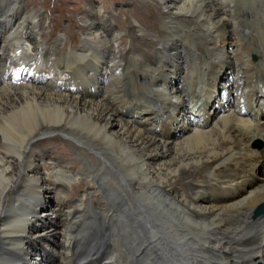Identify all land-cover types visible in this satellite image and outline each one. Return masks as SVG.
<instances>
[{
	"label": "bare ground",
	"instance_id": "1",
	"mask_svg": "<svg viewBox=\"0 0 264 264\" xmlns=\"http://www.w3.org/2000/svg\"><path fill=\"white\" fill-rule=\"evenodd\" d=\"M162 1L163 9L171 11L174 22L184 23L208 42L216 43L222 53L227 45V71L217 86L223 83L222 87L227 86L233 94L232 100L227 101L230 113L219 117L207 131H190L179 143H158L125 121L121 111L127 104L124 95L113 99L104 95L105 84L95 74L99 63L95 55L89 60L93 71L85 69L84 75L92 77L96 87L87 86L78 96L71 94L70 89L82 86L84 75L73 64L56 66L53 78L38 82L12 85L7 79H0V264H29L31 260L43 264L31 257L28 248L34 234L29 231L28 222L44 201L40 193L44 184L35 174L32 157L37 138L55 134L76 148L85 181L91 188L78 209L63 213L62 237H55L57 220L49 213L42 215L46 216L43 222L52 226L35 237L46 239L47 248L53 244L51 251L56 246L62 264H95L85 242L96 231L102 232L96 264H200L198 254L235 264L220 254L217 232L243 230L240 237H246L264 226V213L259 215L260 223L249 220L250 210L264 203L263 177L261 183L235 202L255 171L256 154L250 143L258 138V131L264 130V87H259L251 74L255 67L264 75V45L252 41L237 25L226 0L216 6L204 0H180L178 6ZM260 12L264 14V1L259 4ZM187 15L194 19H187ZM27 19L31 25L33 14ZM225 23L228 28L223 26ZM36 28L38 31V24ZM85 38L92 42L89 33ZM37 39V33L32 31L24 42L15 38L2 40L0 58L7 47L23 49L30 52L23 60L30 59V66L35 65ZM251 56H255V62ZM192 63L189 59L188 65ZM3 68L4 63L0 62V71ZM36 68L38 73L50 74V69L42 64ZM197 71L199 68L186 72V91ZM228 73L232 75L230 84L223 78ZM213 74L210 69L207 79L199 85L208 88V78ZM240 75L244 79L235 83ZM203 77L200 75L199 79ZM166 92L171 91L167 88ZM95 93L99 95L97 99L92 98ZM146 103L140 99L142 108ZM234 124H241L245 135L235 134ZM171 146L175 148L172 150ZM89 151L101 154V158L89 157ZM199 175L205 177L202 180L225 184L224 188L220 184L213 187L218 206L195 205L194 198L189 200L174 189L180 184L199 183ZM65 178L73 179L59 177ZM96 201L97 206L93 205ZM65 217L75 221L69 222ZM71 230L73 233L69 234ZM200 242L206 244L203 250L196 248ZM70 243L84 244L78 253H73ZM247 249L250 253L241 260L260 253L256 246Z\"/></svg>",
	"mask_w": 264,
	"mask_h": 264
},
{
	"label": "rangeland",
	"instance_id": "2",
	"mask_svg": "<svg viewBox=\"0 0 264 264\" xmlns=\"http://www.w3.org/2000/svg\"><path fill=\"white\" fill-rule=\"evenodd\" d=\"M16 1L21 3L22 5L24 4L23 5L24 7H29L30 9H36V10L39 9L40 11H43V13L40 16V17H44V20H42L40 22V27H41L42 33L49 34V32L52 30V28L54 26H58L60 28V30L56 33L55 37H53L52 39H45V38L43 39V43H42V49L43 50H48L52 46V42L55 40L57 42V39L62 36L63 39L60 42L61 44L59 43V46L55 49H52V51L54 53H59V51L61 50L62 47H63L65 53H70L72 51L71 46H70V39L71 38L68 34V31L70 29V22L67 20V14L64 11V5H63V2L65 0H16ZM4 5H5V3H4ZM79 15H80L79 12L75 13L73 15V18H74V22H75L76 26L82 27V25H81L82 23L79 21ZM75 32H76V37L78 38L80 44H84L83 41L80 40L81 39V33L78 31H75ZM0 35H2V27H0ZM48 42L49 43L51 42V43L49 44ZM71 58L74 59L73 56ZM49 63L51 64L52 60H49L48 65H50ZM228 74H229L228 77L226 74V75H223V78L225 81H229V84H230V81L232 82V75L230 73H228ZM9 76H10V73H7V77H9ZM222 82H224V81H222ZM220 85L224 86L223 83H221ZM232 95H233L232 92L227 90V101L230 102L232 100ZM98 97H99V95L97 93H95L92 96L93 99H97ZM52 136H55V135H52ZM180 140L174 141L173 144L179 143ZM38 144H40L41 146H44L47 143L39 142ZM170 148L173 150L175 148V146H171ZM89 157L97 158L94 155V152H92V151H89ZM79 165L82 167L81 163ZM262 177L264 178V175L260 176V180H258L256 182V184H259L262 182ZM198 178H199V180H198L199 182L203 181L202 179H205V177L203 175H199ZM49 204L50 203L48 201H43L41 206H40L41 210H39V212H37V215H41V214L44 215L45 213H48L46 211H48L50 209ZM43 218H46V216H42L40 223H43V224L49 226L50 223L49 222H47V223L43 222V220H44ZM37 227H38V223L32 222L30 230H31V232H34V234H32L33 236L31 237V240L28 243V248L31 250V257L37 259L40 263H42L40 261V259L35 257L34 253L32 252V249L35 247H38L40 244L45 246L44 241L46 239H43L42 237H35L39 232L44 231V229H41V228L36 229ZM55 227L56 226H54V230H55V234H56L55 237L56 238L62 237L63 236L62 232H61L62 230L60 232L56 231ZM29 264H38V263L31 260Z\"/></svg>",
	"mask_w": 264,
	"mask_h": 264
}]
</instances>
